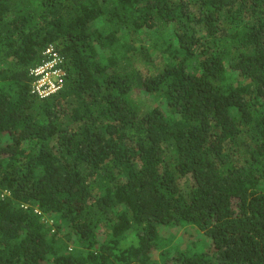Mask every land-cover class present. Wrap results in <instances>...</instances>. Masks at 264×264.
Masks as SVG:
<instances>
[{"label":"trees","instance_id":"trees-1","mask_svg":"<svg viewBox=\"0 0 264 264\" xmlns=\"http://www.w3.org/2000/svg\"><path fill=\"white\" fill-rule=\"evenodd\" d=\"M0 264H264V0H0Z\"/></svg>","mask_w":264,"mask_h":264},{"label":"built area","instance_id":"built-area-1","mask_svg":"<svg viewBox=\"0 0 264 264\" xmlns=\"http://www.w3.org/2000/svg\"><path fill=\"white\" fill-rule=\"evenodd\" d=\"M46 52L51 53L52 49L49 48ZM52 55H54L52 60H46L41 65L31 69V74L35 76L32 81L33 91L40 93L41 96L58 90L64 82V72L54 67L60 58L57 57L56 53L52 52Z\"/></svg>","mask_w":264,"mask_h":264},{"label":"rangeland","instance_id":"rangeland-1","mask_svg":"<svg viewBox=\"0 0 264 264\" xmlns=\"http://www.w3.org/2000/svg\"><path fill=\"white\" fill-rule=\"evenodd\" d=\"M186 229H189L191 230L192 232H194L195 234L193 235V238L196 239V240H199L200 238H203V236H200L197 234L196 232V227H190V226H183V225H177V226H174V227H166V228H163L162 229V233L163 235H167V234H170V233H175L176 234V239L178 240L179 237L181 238V235H185L188 239V237H190L189 234H186L187 230ZM179 235V236H178Z\"/></svg>","mask_w":264,"mask_h":264},{"label":"clouds","instance_id":"clouds-1","mask_svg":"<svg viewBox=\"0 0 264 264\" xmlns=\"http://www.w3.org/2000/svg\"><path fill=\"white\" fill-rule=\"evenodd\" d=\"M49 48H51V47H49ZM48 48V49H49ZM52 49V48H51ZM54 58V55H52L49 59H47V61H50V60H52ZM60 58V57H59ZM59 61V60H58ZM37 67V66H36ZM54 67L55 68H58L59 70H62L63 72H64V74H63V76H64V80H65V77H66V69H65V67L63 68L62 66H60V64L57 62V63H55V65H54ZM35 68V67H34ZM30 74H31V71H30ZM32 75V74H31ZM35 78V76H33V79ZM33 79L31 80V89H30V91H31V93H33V94H35L36 96H38L39 98H44V97H49V96H51L52 94H55L56 92H58V90L60 89H58V90H55V91H53V92H50L49 94H47V95H43V96H41L40 95V93H38V92H34L33 91V86H32V81H33ZM64 83V82H63Z\"/></svg>","mask_w":264,"mask_h":264}]
</instances>
